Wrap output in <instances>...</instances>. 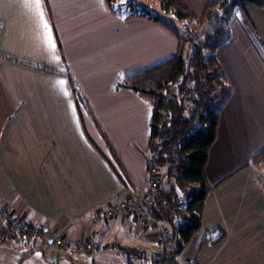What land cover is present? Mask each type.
<instances>
[{"label": "crops", "instance_id": "crops-1", "mask_svg": "<svg viewBox=\"0 0 264 264\" xmlns=\"http://www.w3.org/2000/svg\"><path fill=\"white\" fill-rule=\"evenodd\" d=\"M176 1L195 16L213 2ZM149 2L161 7V0ZM41 8L43 20L25 0H0V202L25 224L71 238L119 231L116 238L143 248L137 255L151 264L171 242L169 223L105 214L148 182L153 109L135 90L116 85L177 52L179 38L166 25L123 15L113 0H42ZM231 35L218 52L232 92L209 153L212 190L178 264L192 256L197 264H264V161L251 163L264 151V8L236 9ZM10 225L0 217V228ZM213 232L218 240L204 239Z\"/></svg>", "mask_w": 264, "mask_h": 264}, {"label": "trees", "instance_id": "trees-1", "mask_svg": "<svg viewBox=\"0 0 264 264\" xmlns=\"http://www.w3.org/2000/svg\"><path fill=\"white\" fill-rule=\"evenodd\" d=\"M247 4L264 8V0H213L200 16H195L176 0H161L164 11L190 23L208 16L207 26L194 31L192 38L181 36L148 9H136L129 15V18L141 16L166 25L179 38V49L174 55L121 76L116 85L135 90L152 106L147 166L161 170L162 191L156 197L157 204L173 208L184 203L190 212H177L171 217L163 209L152 211L156 220L169 223L171 233L165 243L171 241L172 247L158 262L154 256L151 264H178L177 256L184 243L201 227L200 218L212 190L206 175L209 153L218 137L223 105L232 92L218 52L232 38L234 11ZM262 161L264 151L251 163ZM34 227L26 224L24 229L14 236H6L0 243L23 237L33 240L43 235L35 233ZM219 237L218 232L211 242ZM93 247L64 249L91 252ZM162 250L167 251L166 246Z\"/></svg>", "mask_w": 264, "mask_h": 264}, {"label": "rangeland", "instance_id": "rangeland-1", "mask_svg": "<svg viewBox=\"0 0 264 264\" xmlns=\"http://www.w3.org/2000/svg\"><path fill=\"white\" fill-rule=\"evenodd\" d=\"M113 4L115 5L116 10H118L123 15L129 14L136 9H148L151 13L158 15L163 21L168 22V24L172 28L177 30L178 33L181 34V36L185 35L189 38H192V33L194 31L207 26L209 22L208 16H205L199 22L194 21L193 23H190L186 19H180L172 12L164 11L161 7L158 6L157 3H153L152 5H150L149 0H126V2L123 3L121 2V0H113ZM175 53L176 52L169 53L168 56H171ZM120 75H122V73ZM111 155V160L113 161V163L119 165V160L117 159V157L115 159V155L113 154V152H111ZM121 175L124 179H128L124 174L121 173ZM126 216L127 215H124V217ZM119 217L120 216H118V218ZM114 218L116 217H109V219ZM122 221L124 220H121V222ZM103 222L106 224V220ZM97 225H100V222H98ZM97 225H90V227L96 228ZM103 232L104 231H102L101 233ZM101 233L97 232L96 234V232H94L95 236L93 240L90 236V240L94 245L91 252L71 251L64 249L62 250V253L60 255H55V257L53 255L55 254L54 252H59L61 248L59 249L58 247H54L48 241L45 242L43 239L39 238L37 241V238L30 240L25 237L16 240L12 239L5 243H0V264H146V258L144 257V255L140 257H138L137 255L139 254V252L143 253L144 249L139 247L130 248L127 245H123V239L121 240L120 237L116 238V235H121L119 231L115 235L111 233V236L113 237L109 236V238L102 237ZM106 241L110 243L108 246H104L101 244V242L105 243ZM147 252L151 257L152 253L155 252V249H149L147 250ZM73 254L74 256H76V258H74V261H72L70 257L73 256Z\"/></svg>", "mask_w": 264, "mask_h": 264}, {"label": "built area", "instance_id": "built-area-1", "mask_svg": "<svg viewBox=\"0 0 264 264\" xmlns=\"http://www.w3.org/2000/svg\"><path fill=\"white\" fill-rule=\"evenodd\" d=\"M161 170L157 166H152L148 169V182L147 188L143 193L130 194L124 200L110 203L108 205L105 214L112 218L124 215H137L144 223L152 224L157 223V220L153 217L152 211L156 209H163L169 213L171 217L175 216L177 212L190 213L185 207L184 203L179 204L177 207L167 208L162 207L157 204L156 197L162 191L161 184ZM264 183V178L262 180ZM0 217H6L7 221L10 222V226H4L0 228V240L4 239L6 236H14L17 231L25 228L26 224L20 217L16 216L12 212H7V208L0 202ZM35 233H41L46 235L52 242H54L59 247H75L89 249L93 247V243L90 239L84 238H71L67 234H62L61 232L55 230H48L45 227L36 226L33 230ZM218 235L217 232H213L211 235H205L204 239L211 241ZM172 247V242H170L166 248L167 251L161 250L156 253L155 260L158 262ZM198 257H189L184 264H197Z\"/></svg>", "mask_w": 264, "mask_h": 264}, {"label": "snow or ice", "instance_id": "snow-or-ice-1", "mask_svg": "<svg viewBox=\"0 0 264 264\" xmlns=\"http://www.w3.org/2000/svg\"><path fill=\"white\" fill-rule=\"evenodd\" d=\"M26 4H29V5H34L41 20H43V11H42V8H41V5H42V0H25ZM121 2H126V0H121ZM44 28L48 30V36H49V42L51 43V30L49 29L46 21L44 22ZM53 47H54V44H53ZM61 83H63L61 81Z\"/></svg>", "mask_w": 264, "mask_h": 264}]
</instances>
